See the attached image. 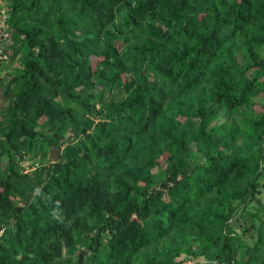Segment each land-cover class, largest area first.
Returning <instances> with one entry per match:
<instances>
[{
  "label": "trees",
  "instance_id": "obj_1",
  "mask_svg": "<svg viewBox=\"0 0 264 264\" xmlns=\"http://www.w3.org/2000/svg\"><path fill=\"white\" fill-rule=\"evenodd\" d=\"M8 8L0 264H264V0Z\"/></svg>",
  "mask_w": 264,
  "mask_h": 264
},
{
  "label": "built area",
  "instance_id": "obj_2",
  "mask_svg": "<svg viewBox=\"0 0 264 264\" xmlns=\"http://www.w3.org/2000/svg\"><path fill=\"white\" fill-rule=\"evenodd\" d=\"M1 6H2V9H1V15H2V32L0 34V46H2L0 48V66L2 65L3 62L7 61L9 56L7 54V51H6V41H4L5 39L8 38V35H7V30L8 29V0H2L1 2ZM6 227H0V241L2 240V238L5 236L6 234Z\"/></svg>",
  "mask_w": 264,
  "mask_h": 264
},
{
  "label": "rangeland",
  "instance_id": "obj_3",
  "mask_svg": "<svg viewBox=\"0 0 264 264\" xmlns=\"http://www.w3.org/2000/svg\"><path fill=\"white\" fill-rule=\"evenodd\" d=\"M2 16V15H1ZM3 24H2V21H1V19H0V34H1V32H2V28H3V26H2ZM8 29L9 30H7V35H8V38L7 39H5L4 41H6L7 43H6V48L7 47H10V46H12V44H13V39H11V36H12V32L10 31V27H9V25H8ZM2 46H0V48H1ZM262 52H264V49L262 48V50H261ZM16 66V64L15 63H13V62H9V63H7V64H5L4 65V71H10L9 70V68H14ZM3 73V72H2ZM2 76V75H1ZM0 79H1V77H0ZM257 110H259V111H261L262 110V107H260V106H258L257 108H256ZM182 121L184 122L185 121V124H186V126H190L192 123H191V121H188L187 119H182ZM53 156V155H52ZM50 157L49 158V162H53V160L55 159L54 157ZM25 165H26V167H28V165H29V163L28 162H26L25 163ZM262 180H263V182H264V176H263V178H262ZM261 197H262V199H264V190L262 191V194H261ZM20 202V203H19ZM26 204V201L25 200H22V199H20V201H18V205L19 206H24Z\"/></svg>",
  "mask_w": 264,
  "mask_h": 264
},
{
  "label": "crops",
  "instance_id": "obj_4",
  "mask_svg": "<svg viewBox=\"0 0 264 264\" xmlns=\"http://www.w3.org/2000/svg\"><path fill=\"white\" fill-rule=\"evenodd\" d=\"M3 72H5V71H3ZM11 101H12V98L10 96H8V97L4 96L3 91L1 89V92H0V113L7 110V108L10 106Z\"/></svg>",
  "mask_w": 264,
  "mask_h": 264
}]
</instances>
